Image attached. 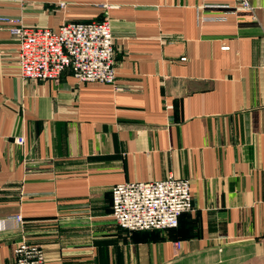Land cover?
<instances>
[{"label": "crops", "instance_id": "1", "mask_svg": "<svg viewBox=\"0 0 264 264\" xmlns=\"http://www.w3.org/2000/svg\"><path fill=\"white\" fill-rule=\"evenodd\" d=\"M251 3L0 0V18L32 28L109 19L124 88L23 81L0 22V264L21 240L47 264H264V0ZM168 177L191 181L177 228L117 223L115 184Z\"/></svg>", "mask_w": 264, "mask_h": 264}, {"label": "built area", "instance_id": "2", "mask_svg": "<svg viewBox=\"0 0 264 264\" xmlns=\"http://www.w3.org/2000/svg\"><path fill=\"white\" fill-rule=\"evenodd\" d=\"M254 10L251 0H236L231 13ZM0 22L8 26L10 35L18 42L17 63L23 81H56L69 71L81 82H101L112 84L117 90L124 89L117 84L114 36L109 19L66 23L57 30L27 27L21 19L8 17H1ZM223 50L229 47L224 46ZM25 140L24 135L14 138L19 145ZM111 193L112 216L129 231L177 228L181 215L194 209L191 181L185 178L117 183ZM14 218L25 222L21 214ZM13 252V264H47L45 251L38 244L21 240Z\"/></svg>", "mask_w": 264, "mask_h": 264}]
</instances>
